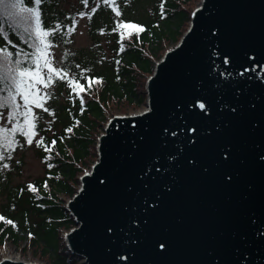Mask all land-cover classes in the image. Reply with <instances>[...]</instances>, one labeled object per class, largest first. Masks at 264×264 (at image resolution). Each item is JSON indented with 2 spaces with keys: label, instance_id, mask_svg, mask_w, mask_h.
I'll return each instance as SVG.
<instances>
[{
  "label": "water",
  "instance_id": "95a60500",
  "mask_svg": "<svg viewBox=\"0 0 264 264\" xmlns=\"http://www.w3.org/2000/svg\"><path fill=\"white\" fill-rule=\"evenodd\" d=\"M144 88L142 111L105 122L64 204L68 252L80 264H264V0H200Z\"/></svg>",
  "mask_w": 264,
  "mask_h": 264
},
{
  "label": "trees",
  "instance_id": "16d2710c",
  "mask_svg": "<svg viewBox=\"0 0 264 264\" xmlns=\"http://www.w3.org/2000/svg\"><path fill=\"white\" fill-rule=\"evenodd\" d=\"M190 1L118 0L122 12L120 18L115 16L110 7L101 2L92 20L87 19V24L89 34L95 42L101 37L104 38V49L101 50L103 47L97 45L99 49L97 56L66 51L65 58V53L63 54L61 67H67L71 73L77 75L81 69H90L86 75L100 78L102 83L95 84L90 94L81 93L85 100L83 111H81L79 98L75 95L70 98L71 89L63 83L52 89L54 98L45 105L55 112V116L35 109L41 117L37 125L38 135L34 138L32 145H27L22 137H18L24 146L17 147L12 158L18 151L30 147L41 161L44 172L40 178L28 182L25 186L7 185L9 196L0 207V215H8L16 221L20 229L29 231L30 224H34L43 244L54 247V261L50 263L47 260L46 264H76L79 256L69 253L67 248L63 247L62 235L59 234L60 228L69 229L75 222L65 208L63 198L58 197L56 192L60 191L66 196H71L77 190L78 176L97 155L96 143L99 135L96 131L114 115L112 108L120 105L135 106L145 100L144 87L147 76L152 74L155 60L165 51L164 43L178 41L183 35L182 31L188 26L190 14L193 11V6L191 8L187 6ZM25 3L26 6H30L31 0H25ZM80 4L69 12L58 8L55 0H49L43 5L46 23L60 22L71 25L72 17L78 21L79 12H89L91 7L95 6L93 0H89L88 8H85L81 0ZM124 11H127L125 17ZM117 19L142 26L144 31L140 32L139 39L133 34L129 40L127 33L135 30L126 29L122 30L126 38L121 41L119 33L112 31ZM186 22L187 25L184 27ZM12 23L11 19L0 14V26L7 29ZM71 36L63 39L69 40ZM10 39L19 44L17 35L11 34ZM57 42L63 43L62 40ZM121 42L125 45L123 51L120 50ZM5 44L6 41L0 37V45ZM9 50L14 51L10 46ZM116 61H119V64ZM76 64L80 65V69L75 67ZM80 83L87 82L80 80ZM77 121H79L78 124ZM70 127L72 132L66 133L65 130ZM40 137H43V144L41 147H36L35 140ZM52 141H55L54 146ZM45 147H50L51 151H46ZM10 161L5 160L0 164H9ZM49 164L53 166L50 168ZM1 173L2 168H0V175ZM2 184L0 179V185ZM31 213L35 219L29 223L28 215L30 216ZM0 230H2L0 246L8 236L15 242L19 239V236L12 233L3 221H0Z\"/></svg>",
  "mask_w": 264,
  "mask_h": 264
},
{
  "label": "snow or ice",
  "instance_id": "6c2138e0",
  "mask_svg": "<svg viewBox=\"0 0 264 264\" xmlns=\"http://www.w3.org/2000/svg\"><path fill=\"white\" fill-rule=\"evenodd\" d=\"M48 2L49 0H31L30 6H26L25 0H0V14L13 21L7 29L0 26V37L6 41L5 45H0V162L11 160L17 147L24 146L18 137H22L27 145L33 144L34 138L38 135L37 125L41 118L35 109L55 116L53 110L45 107L47 102L54 98L52 89L61 83L67 85L71 89L70 98L73 95L79 98L83 111L85 100L81 93L90 94L95 84L102 83L100 78L86 75L90 69H81L77 75L71 73L67 67L56 66L53 50L57 47V41L71 43L70 40L63 38L71 36L76 31L78 21L72 17L71 25L60 22L46 23L43 5ZM101 2L110 7L117 18L122 16L118 0H93L95 6L91 7L89 12H79L77 15L80 18L87 17L91 21ZM81 3L88 8L89 0H81ZM163 12L162 3V16ZM126 29L135 30L127 33L129 40L133 34L139 39L140 32L144 31L142 26L122 19L116 20L112 31L119 33L120 40L124 41L126 35L122 30ZM11 34L18 36L19 44L10 39ZM9 46L14 51L9 50ZM124 48L125 45L121 42L120 50L123 51ZM116 63L119 64V61ZM75 67L80 69L79 64ZM80 80L87 83H80ZM199 107L204 109L205 105L201 103ZM65 131L71 133L72 128ZM51 143L55 145V141ZM35 144L36 147H41L43 137L35 140ZM45 150L51 151V148L45 147ZM48 166L51 168L53 165ZM0 168L8 169L9 164L2 163ZM0 221H6L7 225L16 227L14 221L6 220L2 215Z\"/></svg>",
  "mask_w": 264,
  "mask_h": 264
},
{
  "label": "rangeland",
  "instance_id": "374dc122",
  "mask_svg": "<svg viewBox=\"0 0 264 264\" xmlns=\"http://www.w3.org/2000/svg\"><path fill=\"white\" fill-rule=\"evenodd\" d=\"M199 2L200 0H191L187 6L188 8H191L192 6L193 7L196 6ZM55 3L58 8L60 9L62 8L69 12H72V10L76 9L81 5L80 0H55ZM126 12L127 11H124V17L127 16ZM184 25H185L184 27H186L187 22ZM69 40L71 41V43H67V44L62 42H57V47L53 50L55 54L57 67H61V63L63 61L62 57L66 51H70L72 53L74 52H78V53L80 52L84 54L86 53L88 55L96 54L97 56L99 52L97 45L103 47L101 48V50L104 49L103 46L104 38L101 37L98 39V41L95 42L94 38L89 34V25L87 24V17L84 18L79 17L76 31L72 34ZM164 44H165L164 49L166 50L174 46L176 42L166 41ZM157 60H155V62ZM145 105H146V97L145 100L139 105H135V106L120 105L118 107H113L112 111L114 112L113 114L115 115L132 114L135 111H138L140 109L142 110V106ZM104 126L105 124L99 126V128L96 131V134L100 135V133L103 132ZM96 158L93 161H95ZM17 161H19V163H17ZM93 161L91 163H93ZM91 163L88 166H86V169L90 168ZM43 172H44L43 165L39 160V158H37L34 155V151L32 150V148L26 147L24 150L15 153V155L9 162V168L2 169V173H1L2 175H0V179L3 182V184L0 185V207L7 200L9 196L6 188L7 185L14 186L16 184H19L25 186L28 182L40 178ZM78 185L79 183L76 185V188L78 187ZM21 188L22 187H20V189ZM57 195L58 197L63 198L64 203H66L67 202L66 200L70 198V196H66L63 193H58ZM28 218L30 223L33 221V219H35V216L31 213L30 216L28 215ZM30 226L31 227L29 228L30 229L29 232L31 236L30 235L28 236V240H25L24 233L23 236L19 237L17 242H15L9 236L6 238L7 240V241L5 240L6 243L0 246V257L3 255H6L7 257L10 254V257L19 256L22 258V260L28 262L37 261L39 264H46L47 260L50 263L51 261H54L55 258L54 250H53L54 247L53 246L49 247L48 245L43 244V242L39 239V235H37V229L34 226V224L31 223ZM64 230L67 229L60 228L59 234L62 235ZM62 240L64 244L63 237ZM65 246L66 245H63V247ZM81 261L82 258H78L76 264H80Z\"/></svg>",
  "mask_w": 264,
  "mask_h": 264
},
{
  "label": "bare ground",
  "instance_id": "6f19581e",
  "mask_svg": "<svg viewBox=\"0 0 264 264\" xmlns=\"http://www.w3.org/2000/svg\"><path fill=\"white\" fill-rule=\"evenodd\" d=\"M198 4H199V3H198ZM198 4H197V5H198ZM144 107H145V106H142V108H144ZM140 110H141V109H140ZM138 112H139V110H138V111H135V113H138ZM88 170H89V169H88ZM7 258H9V259H13V260H17V261L22 259V258L19 257V256H18V257H17V256H14V257L11 256V257H10V254H9V256H7V257H6V256H3V257L1 256V257H0V261H1L2 259H6V260H7Z\"/></svg>",
  "mask_w": 264,
  "mask_h": 264
},
{
  "label": "built area",
  "instance_id": "2783aa9c",
  "mask_svg": "<svg viewBox=\"0 0 264 264\" xmlns=\"http://www.w3.org/2000/svg\"><path fill=\"white\" fill-rule=\"evenodd\" d=\"M144 108H145V107H144ZM58 193H60V192H58ZM58 193H57V194H58ZM4 250H5V249H4ZM3 256H6V255H3ZM3 256H2V257H3Z\"/></svg>",
  "mask_w": 264,
  "mask_h": 264
}]
</instances>
